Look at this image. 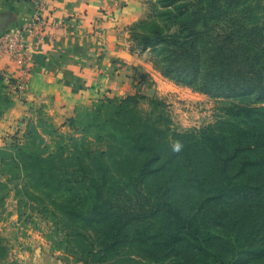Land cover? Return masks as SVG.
<instances>
[{
    "label": "trees",
    "instance_id": "16d2710c",
    "mask_svg": "<svg viewBox=\"0 0 264 264\" xmlns=\"http://www.w3.org/2000/svg\"><path fill=\"white\" fill-rule=\"evenodd\" d=\"M181 1L157 0L163 8L141 21L145 30L137 35L139 48L152 49L165 77L209 94L230 97L239 91L256 98L230 104L211 125L184 132L172 127L156 99L149 100L145 114L132 96L98 99L89 109H75L66 131L38 109L19 136L2 141L0 202L12 191L18 211L29 202L36 212L79 222L92 232L102 254L135 243L146 247L140 251L150 259L183 250L196 254L201 264L264 256V236L257 242L228 229L216 216L204 214L203 202L187 213L169 201L172 190L163 182L145 183L181 159L187 179L206 200L264 199V105L257 103L264 99V20H257L252 8H182ZM3 87L0 83L2 97ZM88 138L104 140V150L93 152ZM175 142L182 145L178 153L172 150ZM120 167L135 170L125 174L126 180L142 186L129 192L121 188L114 199L109 170ZM71 181L82 192L61 196L63 184ZM73 233L82 236L79 230Z\"/></svg>",
    "mask_w": 264,
    "mask_h": 264
},
{
    "label": "rangeland",
    "instance_id": "374dc122",
    "mask_svg": "<svg viewBox=\"0 0 264 264\" xmlns=\"http://www.w3.org/2000/svg\"><path fill=\"white\" fill-rule=\"evenodd\" d=\"M140 1L145 9L144 15L123 29L125 39L128 41V52L137 60L133 65V69L138 74L137 69L141 63H145L162 80L174 85L176 88L160 97L144 96L136 91L133 94L121 97L104 98H114L116 100L125 96H132L135 100L134 105L140 114H145L149 110L150 99H156L163 104V109L171 118L172 127L179 132L201 129L211 125L218 118L224 117L225 107L233 103H247L256 98V93L249 96H240L238 95L239 91L232 92L230 97L209 94L198 90L192 85L180 83L163 76L155 62L158 57L150 48L141 50L137 41V35L145 30V24L141 21L150 20L153 11L160 10L163 7L156 4L157 0ZM178 5L182 8H252L253 15L257 20H264V0H182ZM139 22H141V25H138ZM4 94L6 97L0 95V113L3 111L1 109L11 103L8 99L9 96L5 92ZM95 101L76 109H78L77 111L85 108L89 109ZM257 103L264 105V99L257 101ZM38 109L43 111L46 117L50 118L61 131L67 130V119L75 116L76 111L74 110L69 116L51 117L45 105L31 103L26 107L23 116H20V119L17 120L15 130L5 135L3 140H7L10 135L15 133L19 136L25 128L26 120L34 118ZM87 142L89 148L95 153L104 150V140L88 138ZM117 169L109 170L111 177L109 181L114 182L111 184L113 185L111 193L116 194L114 199L117 198L121 188L129 192L131 187L140 188L142 186L139 183L133 185V182L126 180L125 174L134 175L135 170H124L122 167ZM79 174L77 171L74 172L76 179L79 178ZM106 174L108 175L107 172ZM187 176V169L184 167L183 160L180 159L176 160L174 164L165 165L162 170H158L154 175L148 177L145 183L160 185L163 182L164 187H169V191L172 190L171 195L168 197L169 201L184 209L187 213L196 212L199 204L203 202L205 206L204 214L216 216V220L227 225L228 229H237L238 232L246 236H248V233V240L257 242L260 237L264 236V199L262 197L254 196L251 199L237 203L227 200H206V195L199 193L192 182L187 179ZM123 181L127 182L126 186H121ZM81 190L80 184L71 181L63 184L60 194L63 197L69 195L74 197L78 196L82 192ZM29 205V202H25V205L23 204L18 211L16 197L12 191H9L4 201L0 202V264H201L197 255L188 250H183L176 255H162L158 259H150L146 257L143 251H140L141 248L146 247L135 243H124L111 252L102 254L101 250L98 249V245L93 241L92 232L80 225L79 222L74 223L70 219L65 220L36 212ZM252 213L254 214L252 215ZM215 226H219V224L215 223ZM74 230H79L82 236L73 233ZM245 243L249 242L245 241ZM231 257H228V260ZM233 263L264 264V256L249 257L244 254Z\"/></svg>",
    "mask_w": 264,
    "mask_h": 264
},
{
    "label": "crops",
    "instance_id": "0c3cea01",
    "mask_svg": "<svg viewBox=\"0 0 264 264\" xmlns=\"http://www.w3.org/2000/svg\"><path fill=\"white\" fill-rule=\"evenodd\" d=\"M144 12L140 0H0V33L33 15L48 22L43 42L31 52L22 91L8 95L11 103L0 113V144L31 103L45 105L51 117L69 116L97 98L136 91L160 97L175 90L147 64L141 63L138 74L133 69L137 60L128 52L123 29ZM0 71L10 81L18 77L6 57L0 58Z\"/></svg>",
    "mask_w": 264,
    "mask_h": 264
},
{
    "label": "built area",
    "instance_id": "2783aa9c",
    "mask_svg": "<svg viewBox=\"0 0 264 264\" xmlns=\"http://www.w3.org/2000/svg\"><path fill=\"white\" fill-rule=\"evenodd\" d=\"M47 27L48 22L44 17L33 15L19 28L0 33V58H8L18 70V77L14 81L0 71L3 90L7 95L14 96L22 91L25 77L31 71V52L43 42Z\"/></svg>",
    "mask_w": 264,
    "mask_h": 264
},
{
    "label": "clouds",
    "instance_id": "9594fccd",
    "mask_svg": "<svg viewBox=\"0 0 264 264\" xmlns=\"http://www.w3.org/2000/svg\"><path fill=\"white\" fill-rule=\"evenodd\" d=\"M181 148H182V145H181L180 142H175L172 145L173 152H177L178 153L181 150Z\"/></svg>",
    "mask_w": 264,
    "mask_h": 264
}]
</instances>
